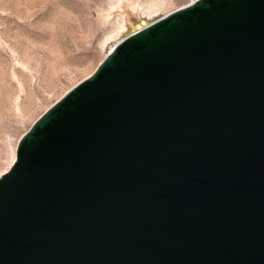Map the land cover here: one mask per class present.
<instances>
[{
  "label": "water",
  "instance_id": "water-1",
  "mask_svg": "<svg viewBox=\"0 0 264 264\" xmlns=\"http://www.w3.org/2000/svg\"><path fill=\"white\" fill-rule=\"evenodd\" d=\"M0 264H264V0L131 34L21 139Z\"/></svg>",
  "mask_w": 264,
  "mask_h": 264
},
{
  "label": "rangeland",
  "instance_id": "rangeland-1",
  "mask_svg": "<svg viewBox=\"0 0 264 264\" xmlns=\"http://www.w3.org/2000/svg\"><path fill=\"white\" fill-rule=\"evenodd\" d=\"M197 0H0V178L21 139L114 47Z\"/></svg>",
  "mask_w": 264,
  "mask_h": 264
},
{
  "label": "bare ground",
  "instance_id": "bare-ground-1",
  "mask_svg": "<svg viewBox=\"0 0 264 264\" xmlns=\"http://www.w3.org/2000/svg\"><path fill=\"white\" fill-rule=\"evenodd\" d=\"M16 160V159H15ZM15 162V161H14ZM14 164V163H13Z\"/></svg>",
  "mask_w": 264,
  "mask_h": 264
}]
</instances>
